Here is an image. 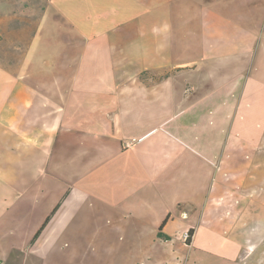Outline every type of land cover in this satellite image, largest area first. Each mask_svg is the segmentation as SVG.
Wrapping results in <instances>:
<instances>
[{
  "label": "crops",
  "instance_id": "0c3cea01",
  "mask_svg": "<svg viewBox=\"0 0 264 264\" xmlns=\"http://www.w3.org/2000/svg\"><path fill=\"white\" fill-rule=\"evenodd\" d=\"M263 243L264 0H49L1 52L0 264H241Z\"/></svg>",
  "mask_w": 264,
  "mask_h": 264
},
{
  "label": "rangeland",
  "instance_id": "374dc122",
  "mask_svg": "<svg viewBox=\"0 0 264 264\" xmlns=\"http://www.w3.org/2000/svg\"><path fill=\"white\" fill-rule=\"evenodd\" d=\"M48 1L0 0V56L1 52L6 50L8 58L12 61L20 59L22 53L26 51ZM16 45L19 46L18 50ZM190 238L185 241H189ZM248 260L249 264H264V243L257 255L254 254L252 259Z\"/></svg>",
  "mask_w": 264,
  "mask_h": 264
},
{
  "label": "trees",
  "instance_id": "16d2710c",
  "mask_svg": "<svg viewBox=\"0 0 264 264\" xmlns=\"http://www.w3.org/2000/svg\"><path fill=\"white\" fill-rule=\"evenodd\" d=\"M192 229H190L188 232H189V236L192 234ZM159 234H161L162 235V233L160 232ZM249 261V260H248ZM247 260H245V261H242L241 262V264H249V262H248Z\"/></svg>",
  "mask_w": 264,
  "mask_h": 264
},
{
  "label": "built area",
  "instance_id": "2783aa9c",
  "mask_svg": "<svg viewBox=\"0 0 264 264\" xmlns=\"http://www.w3.org/2000/svg\"><path fill=\"white\" fill-rule=\"evenodd\" d=\"M184 237H185L184 238L185 240L189 238V232L188 231L184 234Z\"/></svg>",
  "mask_w": 264,
  "mask_h": 264
}]
</instances>
